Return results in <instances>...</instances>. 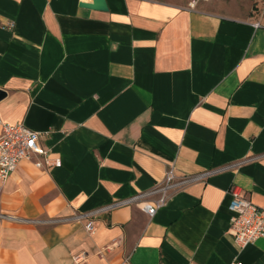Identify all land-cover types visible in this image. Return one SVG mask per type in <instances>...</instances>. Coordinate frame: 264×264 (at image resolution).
Returning a JSON list of instances; mask_svg holds the SVG:
<instances>
[{
    "label": "crops",
    "instance_id": "crops-1",
    "mask_svg": "<svg viewBox=\"0 0 264 264\" xmlns=\"http://www.w3.org/2000/svg\"><path fill=\"white\" fill-rule=\"evenodd\" d=\"M104 1L0 0V119L60 160L0 182V264H264L226 232L232 184L264 206V0Z\"/></svg>",
    "mask_w": 264,
    "mask_h": 264
},
{
    "label": "built area",
    "instance_id": "built-area-1",
    "mask_svg": "<svg viewBox=\"0 0 264 264\" xmlns=\"http://www.w3.org/2000/svg\"><path fill=\"white\" fill-rule=\"evenodd\" d=\"M200 0H189L188 5L193 7ZM12 22L7 26L11 27ZM260 24L254 22L253 26ZM44 133L26 127L21 122L7 123L0 119V182H3L13 171L21 160H28L36 168L49 169L60 165L58 157L53 156L50 151L40 146L39 141ZM191 177L184 176L176 180L172 168L165 171L162 180L146 191L108 203L97 210L107 211L113 207L136 203L148 215L152 216L155 211L163 206L167 199L178 189L182 182ZM229 199L226 208L230 215L226 232L231 236L238 249H242L260 237H264V206H258L247 199L235 184L228 189ZM152 196L147 200L145 197ZM90 214V213H89ZM84 228L92 230V216H88ZM232 264H242L235 261Z\"/></svg>",
    "mask_w": 264,
    "mask_h": 264
},
{
    "label": "water",
    "instance_id": "water-1",
    "mask_svg": "<svg viewBox=\"0 0 264 264\" xmlns=\"http://www.w3.org/2000/svg\"><path fill=\"white\" fill-rule=\"evenodd\" d=\"M91 8L96 10H106V4L104 0H91L89 5ZM4 92L0 90V97L3 96Z\"/></svg>",
    "mask_w": 264,
    "mask_h": 264
}]
</instances>
